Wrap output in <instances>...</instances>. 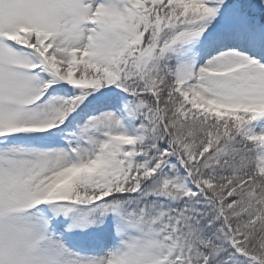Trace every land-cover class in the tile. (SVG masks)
Masks as SVG:
<instances>
[{
	"label": "snow or ice",
	"instance_id": "snow-or-ice-1",
	"mask_svg": "<svg viewBox=\"0 0 264 264\" xmlns=\"http://www.w3.org/2000/svg\"><path fill=\"white\" fill-rule=\"evenodd\" d=\"M0 264H264V0H0Z\"/></svg>",
	"mask_w": 264,
	"mask_h": 264
}]
</instances>
